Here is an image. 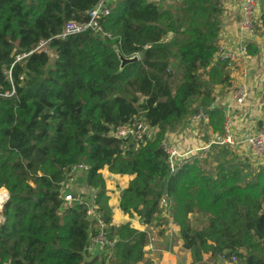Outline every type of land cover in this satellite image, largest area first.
<instances>
[{
    "label": "trees",
    "instance_id": "trees-1",
    "mask_svg": "<svg viewBox=\"0 0 264 264\" xmlns=\"http://www.w3.org/2000/svg\"><path fill=\"white\" fill-rule=\"evenodd\" d=\"M97 1L0 0V192L8 193L0 264L144 263L151 232L112 225L104 169L130 177L119 210L143 226H166L168 200L188 264H219L222 255L264 264V164L213 147L212 171L196 156L172 174L162 150L169 130L198 111L208 131L224 130L215 105L232 83L229 61L215 60L223 0H115L99 21L102 34L54 39L66 23H86ZM257 2L255 34H264V0ZM42 41L47 52H32ZM116 50L138 61L120 71ZM245 51L259 54L254 44ZM140 120L154 132L144 145L109 136ZM76 165L88 167L82 180L107 226L112 247L101 252L88 250L97 231L87 207L64 208L63 185Z\"/></svg>",
    "mask_w": 264,
    "mask_h": 264
},
{
    "label": "built area",
    "instance_id": "built-area-1",
    "mask_svg": "<svg viewBox=\"0 0 264 264\" xmlns=\"http://www.w3.org/2000/svg\"><path fill=\"white\" fill-rule=\"evenodd\" d=\"M112 3V0H98L95 6L88 12V21L86 23L78 24L75 22H68L63 27L61 33L55 36L54 39L64 40L69 36L81 34L87 31H90L94 34H102V28L99 21L109 15L110 6ZM240 12V27L242 31L249 37L255 36V25L257 24L259 19V8L257 0H242ZM48 42L49 41L40 42L32 52H35L37 50L47 52L46 46ZM220 54L221 56L217 60L224 61L225 58L222 56V52ZM25 56L26 55L17 56L15 62L20 61ZM247 95L248 93L244 89V86H240L235 91L234 100L236 101L238 106L244 104ZM191 121L192 123L205 124L207 122V117L202 111H198V113L191 118ZM152 134L153 130L149 127V125L146 122L140 120L135 121L130 125H124L116 129H112L109 133V136L111 138L123 141L132 139L137 146H142L145 144L146 140H148L152 136ZM179 145L180 144L178 140L168 141V138H166L165 142L162 144V150L167 156L168 168L170 173L172 174L177 171V168L182 162L189 159V156L192 154V152H205L210 147H228L230 149L243 148L244 152L248 157L251 158L254 163L262 165V163L264 162V125L256 134L248 135L242 137L241 139L236 138L231 132L229 126L225 125L224 130L221 133H211L210 141L207 146L193 151H182V149L180 148L181 145ZM87 170L88 167L85 165H76L72 167L67 174L66 182L63 185L64 187L61 196L64 208H70L74 204L85 205L87 207L86 218L90 223L93 224V228L97 231L96 235L90 239L88 250L90 253H97L101 252L107 246L112 247V244L107 241V226L103 223L98 213V206L95 203L94 192L89 189L84 182L83 185L81 184L82 186L80 185V188H77V180L80 176H82L83 178V175L85 174V172H87ZM5 194V199L0 201V224L3 223V218L1 217L2 205L5 204V202L8 200V193L6 191ZM161 207L163 209L162 218L167 221L165 226L166 229L164 231L165 237L172 239V237H174V235L178 231V228L171 220L169 213L170 203L166 198L162 199ZM138 226V231L141 232L149 231L152 233L155 231L154 228L143 226L140 223L138 224ZM153 242L154 239L151 237L150 243L145 248L146 251H153ZM218 262L219 264H242L240 260H238V258L234 255H222L219 257Z\"/></svg>",
    "mask_w": 264,
    "mask_h": 264
},
{
    "label": "crops",
    "instance_id": "crops-1",
    "mask_svg": "<svg viewBox=\"0 0 264 264\" xmlns=\"http://www.w3.org/2000/svg\"><path fill=\"white\" fill-rule=\"evenodd\" d=\"M241 3L242 0H223L218 52L215 57V60L220 58L222 52L224 61L230 63L229 69L232 78L231 86L216 96L215 105L224 110L225 125L229 126L233 135L238 139L256 134L264 125V99L261 95L264 85V34L259 30L255 36L249 37L242 31L240 27ZM249 44H254L259 49L258 55L254 57L246 55L245 49ZM240 86H244L248 95L244 104L238 106L234 100V94ZM167 138L168 141L173 140L169 136ZM233 151L247 156L243 148L233 149ZM248 159L252 164L259 165L254 163L250 157ZM101 174L109 199L108 205L112 211V225L119 226L130 223L134 229L139 230L138 219L129 218L119 210L120 194L126 188L130 177L112 175L106 169ZM82 179L80 176L77 180V188H80L81 184L83 185ZM152 234L154 232L151 233L153 238ZM164 239L166 247L162 253L163 264H174V254L170 249L171 239L167 237Z\"/></svg>",
    "mask_w": 264,
    "mask_h": 264
},
{
    "label": "rangeland",
    "instance_id": "rangeland-1",
    "mask_svg": "<svg viewBox=\"0 0 264 264\" xmlns=\"http://www.w3.org/2000/svg\"><path fill=\"white\" fill-rule=\"evenodd\" d=\"M113 2L115 0H112ZM153 1H161V0H153ZM257 20V19H256ZM257 25V24H256ZM255 25V26H256ZM50 57H51V62L50 65L53 64V54L49 53ZM194 116V115H193ZM193 116H190L191 118ZM188 118L186 120V125L177 129H172L169 130L167 137L169 136L170 138H172L173 140H178L179 141V145L180 148L182 149V151L184 150H196V149H200L203 148L205 146L208 145L209 141H210V131L207 130V128L205 127V125H203L202 123H192L191 118ZM154 133V132H153ZM153 135V134H152ZM213 147H210L207 151L205 152H192V154L189 156V159L193 158V157H200L201 160H205L207 159L209 162L208 164H206V168H208L209 170L212 171V167H214V163H210V161H212V157L214 156V152H212ZM235 157H237L238 159H240L241 161H248L250 162V160L248 159L247 156H245V154L242 153H235ZM253 166H255V164H253ZM196 219L197 217L195 215L190 217V222L192 224V226H195V228H197V224H196ZM166 227H162L161 229H155L154 234L153 235V251L150 254V256H148V258H146V262L144 261V263L142 264H146L147 262H150L151 264H163V250L165 244H164V238H165V231ZM162 230V231H161ZM163 232V233H161ZM171 246L170 249L172 250V254H174V264H188L189 259H188V254L187 253H183L180 250V244L178 242V240L174 237H172L171 239ZM106 253L111 254V249H107L105 251ZM190 256V255H189Z\"/></svg>",
    "mask_w": 264,
    "mask_h": 264
},
{
    "label": "water",
    "instance_id": "water-1",
    "mask_svg": "<svg viewBox=\"0 0 264 264\" xmlns=\"http://www.w3.org/2000/svg\"><path fill=\"white\" fill-rule=\"evenodd\" d=\"M245 46V44L243 45V47ZM116 53H117V55H118V58H119V61H120V67H119V70L120 71H122L123 70V68L126 66V65H128V64H131V63H135L136 61H138V57L137 56H135V57H133V58H130V59H126V58H124V57H122L121 55H120V53L116 50ZM4 205V204H3ZM3 205H2V207H3Z\"/></svg>",
    "mask_w": 264,
    "mask_h": 264
},
{
    "label": "bare ground",
    "instance_id": "bare-ground-1",
    "mask_svg": "<svg viewBox=\"0 0 264 264\" xmlns=\"http://www.w3.org/2000/svg\"><path fill=\"white\" fill-rule=\"evenodd\" d=\"M6 194L5 192H0V201H2L3 199H5Z\"/></svg>",
    "mask_w": 264,
    "mask_h": 264
}]
</instances>
